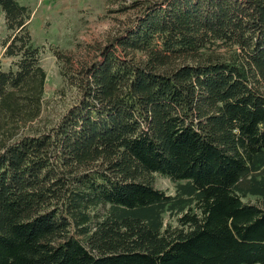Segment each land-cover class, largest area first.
<instances>
[{
    "label": "trees",
    "instance_id": "trees-1",
    "mask_svg": "<svg viewBox=\"0 0 264 264\" xmlns=\"http://www.w3.org/2000/svg\"><path fill=\"white\" fill-rule=\"evenodd\" d=\"M0 10V264H264V0L132 2L48 102Z\"/></svg>",
    "mask_w": 264,
    "mask_h": 264
},
{
    "label": "rangeland",
    "instance_id": "rangeland-1",
    "mask_svg": "<svg viewBox=\"0 0 264 264\" xmlns=\"http://www.w3.org/2000/svg\"><path fill=\"white\" fill-rule=\"evenodd\" d=\"M18 1L31 11L28 28L34 47L42 49L41 67L46 75L45 100L48 102L61 85L59 66L52 53L54 50L68 56L74 69L79 64L89 63L96 58L97 50L133 18L134 11L122 8H128L135 1L160 0ZM6 36L4 16L0 10V66L4 72L9 70L12 61L2 56L1 43ZM219 52L224 54L223 49ZM154 187L166 194L175 192L174 184L158 176L154 179Z\"/></svg>",
    "mask_w": 264,
    "mask_h": 264
}]
</instances>
